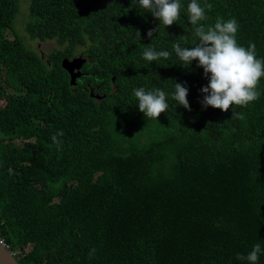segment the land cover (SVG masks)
Wrapping results in <instances>:
<instances>
[{
    "label": "trees",
    "instance_id": "obj_1",
    "mask_svg": "<svg viewBox=\"0 0 264 264\" xmlns=\"http://www.w3.org/2000/svg\"><path fill=\"white\" fill-rule=\"evenodd\" d=\"M190 2L164 29L139 0H0V239L18 264H242L264 249V77L232 106L242 118L202 109L203 69L172 52L195 39ZM198 3L213 6L202 23L235 18L238 45L264 60V0ZM34 40L57 47L43 57ZM147 47L172 55L149 62ZM77 57L72 87L62 63ZM140 87L167 94L157 120L138 111Z\"/></svg>",
    "mask_w": 264,
    "mask_h": 264
},
{
    "label": "clouds",
    "instance_id": "obj_2",
    "mask_svg": "<svg viewBox=\"0 0 264 264\" xmlns=\"http://www.w3.org/2000/svg\"><path fill=\"white\" fill-rule=\"evenodd\" d=\"M138 4L160 22L158 28L163 26L165 29L180 18V0H139ZM212 7L210 3L201 6L198 0H191L187 5V13L188 22L194 26L195 39L191 47H184L177 42V38L172 43V52L180 61V66L187 68L192 61H197L196 67L203 69V77L208 80V84L200 89L203 95L200 101L202 109L211 107L227 112L231 108L233 118H242V114L232 106H246L259 98L260 93L256 89L261 77H264V60L257 59L254 43L250 42L247 48L238 45L236 35L239 25L235 18L225 21L217 17L212 25L202 23L209 19L206 9L211 10ZM158 28L150 29L147 36L153 37ZM134 34L139 40V30H135ZM171 55L169 51H156L147 47L142 58L151 62L160 58L168 59ZM173 88L171 99L176 105L190 111L188 88L184 83L175 82ZM133 91L138 111L143 113L145 118L157 120L169 107L167 94L162 89L146 90L140 87ZM63 135V130H60L51 137L57 148L62 147L59 137ZM94 252L95 249H91L89 256ZM262 252L264 249L261 244L256 243L246 255L238 253L236 259L242 264H258ZM0 264H5L2 258Z\"/></svg>",
    "mask_w": 264,
    "mask_h": 264
},
{
    "label": "water",
    "instance_id": "obj_3",
    "mask_svg": "<svg viewBox=\"0 0 264 264\" xmlns=\"http://www.w3.org/2000/svg\"><path fill=\"white\" fill-rule=\"evenodd\" d=\"M86 63V59L83 57H77L72 60H64L62 63L63 69L66 70V72L70 76L71 86L76 87L77 81L82 78L83 74L82 67ZM90 96L94 97L97 100H100V97L93 96L92 91L90 92ZM0 242L1 239H0ZM0 258H2L5 261V264H18L17 260L14 258L13 254L6 248V246L2 243H0Z\"/></svg>",
    "mask_w": 264,
    "mask_h": 264
},
{
    "label": "rangeland",
    "instance_id": "obj_4",
    "mask_svg": "<svg viewBox=\"0 0 264 264\" xmlns=\"http://www.w3.org/2000/svg\"><path fill=\"white\" fill-rule=\"evenodd\" d=\"M26 3L22 5V14L23 16L21 18H19V22L22 23L23 17L25 16V11L27 10L26 7ZM21 34H23L21 32ZM29 46L31 47V49L33 51H35L36 53H39L41 56L43 57H47V55L55 48L57 47V44L55 41H47V42H38L37 40L31 41L29 43ZM21 142L20 140H18V143ZM28 249H26L27 251Z\"/></svg>",
    "mask_w": 264,
    "mask_h": 264
},
{
    "label": "built area",
    "instance_id": "obj_5",
    "mask_svg": "<svg viewBox=\"0 0 264 264\" xmlns=\"http://www.w3.org/2000/svg\"><path fill=\"white\" fill-rule=\"evenodd\" d=\"M2 242H3V240H1ZM3 244H4V242H3ZM5 245V244H4ZM6 246V245H5Z\"/></svg>",
    "mask_w": 264,
    "mask_h": 264
}]
</instances>
